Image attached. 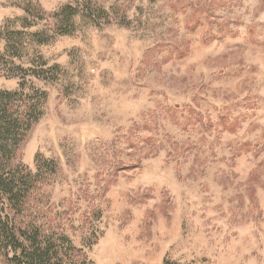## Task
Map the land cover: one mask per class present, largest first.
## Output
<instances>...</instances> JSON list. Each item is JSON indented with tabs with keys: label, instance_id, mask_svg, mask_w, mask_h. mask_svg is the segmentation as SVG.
<instances>
[{
	"label": "rangeland",
	"instance_id": "1",
	"mask_svg": "<svg viewBox=\"0 0 264 264\" xmlns=\"http://www.w3.org/2000/svg\"><path fill=\"white\" fill-rule=\"evenodd\" d=\"M1 92L76 260L264 264V0H0Z\"/></svg>",
	"mask_w": 264,
	"mask_h": 264
},
{
	"label": "trees",
	"instance_id": "2",
	"mask_svg": "<svg viewBox=\"0 0 264 264\" xmlns=\"http://www.w3.org/2000/svg\"><path fill=\"white\" fill-rule=\"evenodd\" d=\"M23 96L20 92L0 93V196L9 208H0V258L8 264H89L85 256L76 260L81 251L62 234H45L34 222L17 221L26 213L23 203L33 180L12 161L38 109L30 105L23 111Z\"/></svg>",
	"mask_w": 264,
	"mask_h": 264
}]
</instances>
